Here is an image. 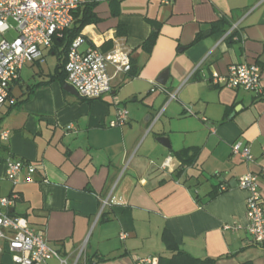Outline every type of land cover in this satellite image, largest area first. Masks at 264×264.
<instances>
[{"label": "crops", "instance_id": "1", "mask_svg": "<svg viewBox=\"0 0 264 264\" xmlns=\"http://www.w3.org/2000/svg\"><path fill=\"white\" fill-rule=\"evenodd\" d=\"M92 12L95 22L78 31L80 50L106 52L120 43L137 74L108 66L111 90L101 98L68 93L56 77L64 33L39 63L22 68L11 89L15 105L0 113V198L17 196L9 213L41 232L67 264L81 248L76 264L147 257L157 264H264V244L246 231L247 193L237 185L247 173L259 175L264 210V0H98ZM232 24L235 39L221 41ZM50 57L53 67L44 69ZM237 63L260 66L259 93L213 83ZM163 72L167 90L179 88L169 103L166 93L150 92ZM120 108L126 123L109 128ZM234 142L249 148L250 162L232 155ZM179 155L193 164H181ZM167 157L171 168L162 170ZM10 158L35 166L32 183L5 178ZM0 264L14 263L4 253Z\"/></svg>", "mask_w": 264, "mask_h": 264}, {"label": "built area", "instance_id": "2", "mask_svg": "<svg viewBox=\"0 0 264 264\" xmlns=\"http://www.w3.org/2000/svg\"><path fill=\"white\" fill-rule=\"evenodd\" d=\"M81 2L82 0H0V34L12 29L17 33L12 41L5 39L0 41V113L5 106L15 104L11 89L18 80L22 68L43 58L42 50L51 47L53 39L70 26L72 12ZM161 2L170 4L171 0ZM10 20L15 27L9 24ZM237 26L238 24H232L221 36V41L232 35ZM83 43L84 38L77 36L69 45L64 64L66 84L73 87L83 99H99L111 90L108 66H111L118 75L130 71L129 51L117 42H114L113 47L106 52L94 47L80 50ZM212 81L222 88L259 93L261 68L258 64H232L228 67L226 75L216 76ZM155 91L166 93L169 103L176 100L179 88L168 91L164 86L151 82L150 92ZM184 110L193 115L189 106L185 105ZM126 121L127 111L120 108L117 109L108 127H121ZM66 128L72 129L71 125ZM7 136L6 132L1 134L3 140ZM231 153L245 162L252 160L249 148L240 142L231 145ZM171 161V158L167 157L160 168L170 170ZM4 168L5 178L13 185L34 181L36 168L32 164L10 158L5 160ZM260 175L264 176V169ZM237 185L247 193L246 231L254 244H264V210L259 191V175L247 173L238 178ZM16 200L15 194L0 198V256L8 254L14 264H46L52 258L58 260L60 264H67L66 260L47 244L41 232L30 228L22 217L9 214L8 210ZM105 203L103 202L102 208ZM124 237V234L120 235L121 239ZM82 252L83 248L78 252L74 264ZM135 264H157V259L153 257L138 259Z\"/></svg>", "mask_w": 264, "mask_h": 264}, {"label": "trees", "instance_id": "3", "mask_svg": "<svg viewBox=\"0 0 264 264\" xmlns=\"http://www.w3.org/2000/svg\"><path fill=\"white\" fill-rule=\"evenodd\" d=\"M98 0H89L87 2H85L83 4V8L81 9L80 5L78 6V8L76 10H74L72 12V17L75 19L74 21V25L72 28L70 29H66L63 33L65 34V38H63L65 40V44H64V47H63V53L65 55V60L66 61V56H67V52H68V48H69V45L71 44L72 42V38H76L78 34V31L79 29L84 26V25H87L89 23H92V22H95V17H94V14L92 12L93 10V7L95 6V4L97 3ZM230 27V26H229ZM229 28L223 30V33L222 35L228 30ZM236 35V32H234L232 35H230L226 40H231L233 39V37H235ZM155 36H156V32H152L150 34V36L148 37V39L145 41V46L146 48H148V50L151 48V46L153 45L154 43V40H155ZM56 38L53 39V43L55 42ZM195 42V41H194ZM52 46V45H51ZM42 60V59H41ZM41 60L39 61H36L34 63H39ZM64 64L65 62L63 63H59L57 65V78L60 77V80L63 81V83L66 82V78H65V73H64ZM137 74V71L136 69H134V66L131 64V69L130 71L127 73V75L129 77H135V75ZM19 79V78H18ZM53 79V78H52ZM32 90V89H30ZM15 105V104H14ZM12 105V106H14ZM11 106V107H12ZM181 155L178 156V158H180ZM181 159V164H189V165H192L193 162H194V158L191 159V157H189L188 160H184L183 158H180ZM191 159V160H190ZM25 164H29V162L27 161H24ZM10 215H13L12 213H9ZM89 262V261H88ZM212 262V261H211ZM211 262H206V261H200V260H196V259H192V258H189V261L187 262V264H210ZM89 264H93L92 262H90ZM247 264V263H245Z\"/></svg>", "mask_w": 264, "mask_h": 264}, {"label": "water", "instance_id": "4", "mask_svg": "<svg viewBox=\"0 0 264 264\" xmlns=\"http://www.w3.org/2000/svg\"><path fill=\"white\" fill-rule=\"evenodd\" d=\"M156 82L162 86H164L165 88H169L170 87V80L168 79L167 77V72H163L161 73L157 79H156ZM63 89L65 91H67L68 93H71V94H74L76 95V91L74 90L73 87H71L70 85L68 84H64L63 85ZM160 141L164 142L165 139L161 138Z\"/></svg>", "mask_w": 264, "mask_h": 264}, {"label": "rangeland", "instance_id": "5", "mask_svg": "<svg viewBox=\"0 0 264 264\" xmlns=\"http://www.w3.org/2000/svg\"><path fill=\"white\" fill-rule=\"evenodd\" d=\"M9 24H11L13 27H15V24L10 20ZM17 36V33L14 29L9 30L5 32L4 34H0V41L2 39H5L7 41H12L15 37ZM53 65V59L50 57L47 59V62L44 64V69L46 68L47 70L52 69Z\"/></svg>", "mask_w": 264, "mask_h": 264}]
</instances>
